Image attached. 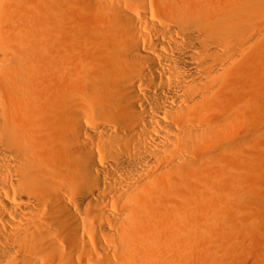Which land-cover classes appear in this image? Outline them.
<instances>
[{"label":"bare ground","instance_id":"1","mask_svg":"<svg viewBox=\"0 0 264 264\" xmlns=\"http://www.w3.org/2000/svg\"><path fill=\"white\" fill-rule=\"evenodd\" d=\"M0 264H264V0H0Z\"/></svg>","mask_w":264,"mask_h":264}]
</instances>
